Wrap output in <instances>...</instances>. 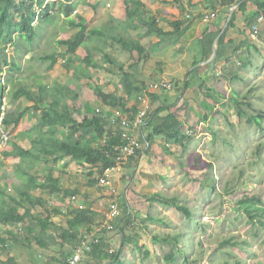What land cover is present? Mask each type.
Wrapping results in <instances>:
<instances>
[{
    "label": "crops",
    "instance_id": "1",
    "mask_svg": "<svg viewBox=\"0 0 264 264\" xmlns=\"http://www.w3.org/2000/svg\"><path fill=\"white\" fill-rule=\"evenodd\" d=\"M76 1H78L76 9L71 14L63 13L57 8L55 11H51L48 18H41L40 21H35L34 25L37 24V33L33 41L30 42L24 39L25 37H19V41L14 40L12 44L8 43L4 49L8 51L9 55L8 53L6 54L8 57L16 59L20 71H14L13 76L8 78H6V72L1 73L0 106L4 107L6 116H12L18 112H23V115L16 125L11 124L7 126V129L11 130H9L11 139L17 144H22V146H20L21 148H17L15 153L12 152L14 154H10L11 156H6L7 159H12H10L13 163L11 165V170L16 174L15 178L17 183L13 184L12 188H6L7 190L3 188L4 193L0 194V210L10 202L8 197H16L17 192L25 188L28 179L26 177L29 174L34 175L37 172V175L39 174L41 176L48 173V170L46 173L44 172L49 164L38 168V163L41 161L34 158L35 165L32 171H29V163L20 160L18 154L19 150L29 149L31 147L32 137L34 135L32 130L37 123V114L34 110L32 101L28 100L25 96H20L18 98L14 97L16 87L19 85H27L33 88L32 92H35L37 86L41 83L48 85V87H55L56 84H58L57 87H60V89L62 88L64 92L68 89L76 93V97L70 102L74 105L75 109H82V111H85L84 108L88 104L93 105L94 100L89 101L82 99V93L87 94L88 92L87 90L84 92L80 91L82 84H84L82 80L93 78V72H95L97 76H99V72H104L109 74L107 77H112L110 74H112L113 71L107 66L105 67L106 70L103 68L96 70L92 67H86L82 63L81 60L85 55L83 46L78 47L73 53H67L66 47L58 44V46L54 48V52L61 55H58L54 67L48 69L47 65L49 60L41 58L46 54H50L47 48L52 39L54 42L57 39H68L77 30L75 26L68 23L69 20L81 19L86 23L88 29L97 28L104 32L105 37L111 43L108 44L106 48L110 60L113 63L123 64L124 70L132 73L133 81L139 86L141 81H144L148 85V83L151 82L145 80L148 77L152 79L158 78V71L167 72L166 74L168 75L166 77L161 76L159 80H164L172 84L174 91L169 97L166 96L168 102H156V107H164L174 103L177 106H181L179 110L183 111L193 110L194 108L198 110L215 111L220 108L221 105H227V96L231 95L236 98L239 92H242L244 86H248L247 81L251 78V72L260 69L259 55H263L264 53L262 50L264 46V37L262 36L261 29V25H264V17L257 23V33L252 36V27H249V21L247 20L248 14L255 11V6L251 3V0H236V3L228 8L220 6V0ZM243 1H248L246 9L244 11L238 10L239 4ZM49 2L50 0H45V4ZM126 2L134 5L144 4L147 16H154L156 27L160 29V31L155 30L154 33L148 36L142 34L143 36L140 38V42L146 49L144 53L146 57L141 55L137 61L135 60L137 59L136 54L123 49L118 42L120 33L126 36H136V33L144 32L143 28H145L142 24L138 23L139 21H136V19L135 23L137 24V28L134 26L132 27L130 24H125ZM211 12H217L218 17L205 19L204 16ZM233 13H235V20L231 26H228V22ZM89 17L92 19L90 23L88 21ZM142 18L143 20H147L144 14ZM255 22L256 20L253 21L252 25ZM88 25H90V27ZM211 33L215 35L212 42L211 56L209 59L201 61L202 47L200 39L203 38L205 34L209 36ZM221 36L224 37L219 44L221 57L216 65H212L211 62L215 59L218 48L217 42ZM101 39V36L96 38L92 36L90 41L86 40V43L94 45L96 43H101ZM214 47L216 48L215 56H213ZM26 49H28L27 52L25 51ZM151 53L154 55V60ZM18 59H24L20 60L23 65L20 64ZM94 60L101 64L99 51L94 52ZM149 61H154L156 64L154 70H152V67H148ZM42 63L45 64L42 65ZM159 64L161 65L158 66ZM42 67L45 68L47 74L45 72H39L43 69ZM134 67H137L135 68V72L133 71ZM114 69L115 73L119 72L117 67ZM54 73L55 75H52ZM57 73H59V75H57ZM77 74H81L82 76H78ZM47 75H50L49 77L56 76V84H51L54 81L48 79ZM34 79L37 81L32 84ZM169 79H171V81ZM170 98L172 101H169ZM110 111L114 113L122 112L121 109L116 107L110 108ZM86 112L87 113L84 114L89 115L88 111ZM75 116H77V114ZM143 129L144 128L141 129V134L145 132V129L144 131ZM62 137L65 138L66 134H63ZM23 143H27V145H23ZM160 143L162 142L158 140L151 146V149L155 147V145L161 148ZM171 146L172 145L169 147ZM141 148L142 152L138 156L136 164L131 167L129 163L126 162L123 165L120 178L115 179L118 190L122 194V197L120 196L121 200L118 197L120 215L117 219V224L123 218L124 214L129 213L133 221L137 220L148 230L151 227L149 223L156 222L158 225L162 224L158 219L160 218L163 220V215H169L168 212L172 209L158 201L150 202L147 200V196L159 192L160 190L153 177V172L157 171L159 174L165 173V169L167 167L169 168V164L166 161V163L162 164L153 158V156H151L153 155V150L147 149V146ZM2 153L0 156H4V153ZM42 161L50 163L44 159ZM69 161V157H66L58 162V165H49L54 175L58 177L59 180L61 178L60 173L64 171L60 164H64L65 166V163ZM70 162L76 166L74 161L71 160ZM152 168H154L153 171ZM81 169V171H85V176L87 177L81 180L80 183H71L70 181V185H68L65 183L62 184L60 181L61 186L64 188H77L78 192L75 195H63L62 193L49 194L44 190L32 186L30 189L31 193L35 197H41L40 201L42 202V206L38 203L35 208H32L27 204L25 208L29 210V214H25L24 224L10 221L4 224L0 220V264H26L27 261L28 264H37V262L39 264H49L52 255L50 250L39 247L41 251L36 258L41 261L38 259L34 261L32 258L31 261H29L27 255L25 253L22 254L19 250H21L20 248H26L31 252V256H35V246L38 247V245L35 241L34 233L28 232L26 226L32 221V227L35 228V231H38L39 228L35 225L33 217L39 216L40 214H49L50 208H58L59 213L57 215H52V220L57 222L61 221L59 224L62 225L63 223L64 225L70 214V209L80 208L84 204H91L93 199L96 198L100 199V202L98 207H96L99 216L95 223L104 220L108 202L105 197L99 194L96 185L90 184V179L93 178V175H89V170L92 171L94 169H85L83 167H81ZM130 173L132 177L129 178L128 176ZM124 176L129 178L126 184H122ZM162 176L163 174L160 175L159 178L162 179ZM40 180L41 177H38L36 181L38 182ZM130 183H132L130 185L132 187H130L129 191L128 188ZM1 185L4 184L0 182V187H2ZM129 192L131 193L128 196ZM131 195L134 197L140 196L143 201L136 205L135 203L138 202L132 201L130 199ZM51 200H54L53 204ZM103 204L105 205L104 209H102ZM19 212L24 213L25 211L23 208H20ZM24 226L26 229H24ZM87 226L93 227V229L95 228L94 222H90ZM114 227L115 225L113 228ZM32 252H34V254H32ZM46 254H49L50 257L48 261L45 262L44 259L46 258ZM22 255H25V262H22Z\"/></svg>",
    "mask_w": 264,
    "mask_h": 264
},
{
    "label": "trees",
    "instance_id": "2",
    "mask_svg": "<svg viewBox=\"0 0 264 264\" xmlns=\"http://www.w3.org/2000/svg\"><path fill=\"white\" fill-rule=\"evenodd\" d=\"M78 1L76 0H50L45 4V0H0V76L2 72H6V78L13 76L14 71H20V67L16 59L6 56L4 49L8 43L12 44L14 40L19 41V37L33 41L34 36L37 33L35 21H40L41 18H48L51 11H55L57 8L61 12L71 14L76 9ZM236 3V0H220V6L228 8ZM251 3L255 6V11L250 12L247 16L249 21V27H252V23L258 16L264 17V0H251ZM248 1H243L239 4L238 10L244 11ZM38 10H36V9ZM144 4L134 5L126 2L125 5V24H130L132 27H136V21L142 24L145 28L144 32L136 33V36H126L119 34L118 42L121 47L130 53L136 54L137 59L141 55H144L145 48L140 42V38L144 34L150 35L156 31H160L156 27V21L154 16H147ZM143 14L146 15L147 20H143ZM80 19V18H79ZM235 20V13L232 14L228 26H231ZM69 24L77 28L76 32L68 39H57V44L66 47L67 53H73L78 47L83 46L85 55L81 60L86 67H92L96 70L101 68L106 70L108 63L113 64L119 69L117 76L121 80L122 90L118 93L104 92L100 85L89 86L92 88L96 101L93 103L95 106L107 107L108 112L99 111L92 115H86L82 109H75L74 105L70 102L76 93L66 89V93L60 87H48L46 84H39L35 92H32L31 88L27 85L15 86V98L25 96L28 100L33 102L34 110L36 112L37 123L32 130V142L29 149H20V160L27 161L29 163V171H32L34 167V158L37 160H46L52 164H57L66 157L74 161L77 166H81L89 170V175H93L90 179L91 185L98 183V175L100 176L106 167L115 164L116 156L118 154L117 146L123 144V138L121 137V129L119 127L112 128L109 126L110 117L114 116V112L109 109L116 107L122 110L123 114L136 113L137 106H129L130 100H137L138 96L144 91H147V84L141 81L140 86L136 84L132 79V73L124 70L123 64L113 63L110 60L109 54L106 50L107 45L111 44L105 37L104 32L100 29L93 28L88 29L84 21L69 20ZM137 28V27H136ZM125 29V28H124ZM205 34L200 39L202 47L201 61H205L210 58L212 52V42L214 33L209 36ZM101 36V43L91 44L86 43V40L90 41L91 37ZM221 36L218 40V48L216 51V57L211 62L212 65H216L221 57L219 44L223 40ZM103 40V42H102ZM26 52L28 49L25 50ZM99 51L101 56V64L94 60V52ZM204 51V53H203ZM58 53L52 52L42 56L41 59L49 60L47 65L48 69L54 67ZM41 57V56H40ZM39 57V58H40ZM144 57H146L144 55ZM195 71V70H194ZM171 81V79H169ZM68 87V85H67ZM171 88L172 84H171ZM161 94L147 91V94L151 102L165 103L168 102L165 96L166 89H162ZM236 109V115L239 118H245L247 124H255L260 130L263 129L262 119L264 113L259 112L257 114H250L242 105L245 104L242 100L237 98L230 99ZM48 103V104H46ZM250 106V103L247 102ZM226 105H221V108H225ZM181 109V106H177L174 103L166 105L164 107H155L151 109L147 118L146 124L143 127L145 132L139 134V141L141 147L147 146L150 149L153 144L158 140L162 142L163 150L170 154V145L186 149L194 135L190 132L189 125L184 124L183 120L175 113ZM85 111L91 110V105L88 104ZM193 109L192 111H197ZM110 111V112H109ZM218 111V110H217ZM1 112V109H0ZM164 113V114H163ZM197 113V112H196ZM77 114V116H75ZM23 112L15 113L12 116H4V124L16 125L19 119L22 117ZM207 113L203 114V119H207ZM119 122V118L117 119ZM64 128V129H62ZM143 129V131H144ZM66 134L63 138L62 135ZM138 148L134 156H131L127 163L133 167L138 159V156L142 152V148ZM6 153V152H5ZM48 173L44 177H41L40 181H36L38 176L36 174H29L26 178V186L24 189L18 192L16 197H8L9 203H7L0 210V220L4 224L10 222H20L24 224L25 214H29V210L25 208L28 204L32 208H35L39 203L41 197H35L31 193V187L34 186L37 189L46 191L49 194L62 193L63 195H75L78 191L77 188H64L60 184L58 177L54 175L51 167H47L45 172ZM30 173V172H27ZM205 180V178H203ZM132 183L129 184V186ZM214 184L212 183V187ZM132 187V186H130ZM102 195V194H101ZM120 199V198H119ZM121 200V199H120ZM123 200V199H122ZM148 201H158L166 206L172 207L178 212H182L186 219L190 218V209L187 204L180 203L177 198H168L162 196L159 192L153 193L147 196ZM100 199L94 198L91 204H84L82 207L73 208L69 210V216L67 217L65 224L60 225L57 221L52 220V215H57L58 208L54 207L49 210V214L33 217L35 225L39 230L35 231L33 228V222L28 223L26 228L28 232H33L37 245L45 250H50L53 254L50 257L49 264H65L69 258L73 256L75 248L81 246V260L78 264H125L123 256L124 246L131 245L134 248L140 250V246L137 242L138 234H132L131 229H127L128 224H133L132 216L129 213L124 214L123 218L115 225L114 228H103L100 232H96V227H88L90 222L98 220V207ZM122 202V201H121ZM125 202V200H124ZM260 202L261 199L255 195H247L244 199L239 200L241 204L240 209L248 216L249 221H253L256 217V213H253L251 208L254 207V203ZM125 204V203H124ZM23 208L24 213H20L19 209ZM158 219V218H156ZM105 220V219H104ZM162 224L169 226V222L158 219ZM262 223V222H261ZM24 226V229H26ZM119 233L121 236V245L116 251L111 250V238L109 236L110 231ZM129 231V232H128ZM42 232V233H41ZM179 233L178 231L165 232L160 235L155 233L152 235V242L159 243L161 245H169L168 251L164 255V261L167 264H176L178 257L181 260L186 258L187 252L183 255L178 254L179 250ZM232 237L224 239L219 246L233 244ZM28 243V241H27ZM145 254L148 251L145 250ZM185 255V256H184ZM187 262V261H186ZM10 263V261H9ZM221 264H229L228 260H225Z\"/></svg>",
    "mask_w": 264,
    "mask_h": 264
},
{
    "label": "rangeland",
    "instance_id": "3",
    "mask_svg": "<svg viewBox=\"0 0 264 264\" xmlns=\"http://www.w3.org/2000/svg\"><path fill=\"white\" fill-rule=\"evenodd\" d=\"M88 21L89 23L92 21L91 17ZM88 26L90 27V25ZM261 29L264 37L263 24ZM57 46V42L52 39L47 51L52 53ZM262 50L264 52V46ZM151 56L154 60V55ZM259 57L260 69L251 72V78L247 81L248 86H244L242 92H239L236 97L237 100L245 102L242 108L254 115L259 112L264 113V53L263 55L260 54ZM20 60L18 59L23 65ZM44 64L42 63V65ZM155 65L154 61L148 62V67H152V70L156 67ZM107 67L113 71L110 74L112 77H107L109 74L104 72H99V76H97L93 72V78L82 80L84 84H82L80 91H88H86L87 94L82 93V99L94 100L93 103L97 99L88 84L100 85L104 92L118 93L122 90L121 80L114 72L116 67L111 64H108ZM135 68L137 67H134V72ZM146 69L148 70L147 66ZM39 72L47 74L45 68ZM166 73L158 71V78L148 77L145 80L160 81L161 76L166 77L168 75ZM77 75L82 76L81 74ZM47 76L48 79L54 81L51 84H56V76ZM36 81L34 79L32 84ZM29 88L33 89L30 86ZM173 91V88L166 90L165 96L169 97ZM162 92L163 90L159 89L155 93L161 94ZM227 97L226 107H220L217 109L218 111L177 110L175 112L184 124L189 125L190 133L194 135L186 149L183 150L172 145L169 147L171 153L168 154L163 150L162 143H160L161 148L158 146L159 143L152 149L150 148L153 150V155H151L153 158L162 164L166 162L169 164L165 173L153 172V177L160 188L159 193L168 198L176 197L178 202L187 204L190 209V218L186 219L182 212L171 207L172 209L168 212L169 215H163L161 212L164 217L163 220L169 222V226L158 225L156 222L149 223L151 227L147 230L137 220L133 221V224L126 225L128 230L131 229L132 234H138L136 240L141 248L139 250L126 244L122 256L125 264H166L164 255L168 251L169 245L153 243L152 235L154 233L162 235L167 231L181 232L179 233L178 254L183 255L185 251L187 252L186 258L181 260L178 257L176 264H221L225 260H228L229 264H264V127L260 130L253 123L247 124L244 117H237L234 104L230 100L233 97L231 95ZM169 101L172 99L170 98ZM247 102L250 103V106L247 105ZM150 103L152 108L156 107V103L151 102V100ZM132 105L138 107V101L130 100L129 106ZM106 108L93 104L88 114H94L96 109L106 114L108 112ZM83 112L87 113L86 111ZM205 112L208 114L206 120L203 119ZM262 124L264 126V118ZM23 145H27V143H23ZM20 146L22 144H17L11 139L10 144L0 152V154L4 153H2L4 156H0V182L4 184L0 187V194L4 193L3 188L7 190L6 188H12L13 184L17 183L16 174L11 170L12 159H7L6 156L14 154ZM39 161L41 162L38 163V168L47 164L52 165V163ZM70 161L65 163V166L60 164L64 170L63 173H60L62 184L70 185V181L71 183H80L87 177L85 171H81V167L73 165ZM153 170L154 168H152ZM162 174L161 179L159 177ZM37 176L42 177L43 175L38 174ZM128 177H132L131 173ZM129 178L124 176L122 184H126ZM212 183L214 184L213 187ZM96 188L101 194L97 184ZM128 190L130 191V186ZM131 192L128 193V196ZM121 195L119 192L118 197L120 198ZM247 195L258 196L262 201V203H254V207L251 208L252 212L257 214L253 221H249L248 216L240 209L239 200L244 199ZM130 199L134 202L137 201L136 205L143 201L140 196L131 195ZM51 201L53 204L54 200ZM104 208L105 205L103 204L102 209ZM55 219L59 220L58 218ZM103 222L104 220L96 222L94 226L98 227ZM110 232V248L112 251H116L121 245V236L113 230ZM228 237H232L231 243L235 242L236 245L219 246ZM20 249L19 251L22 254L25 253L29 261L31 258L37 261L36 256L41 251L39 246H35V256H31V252L26 248ZM145 250L148 251V254H145ZM50 252L53 254L52 251ZM21 257H23L22 262H25V255ZM49 257V254H46L45 262L48 261ZM37 264L39 263L37 262Z\"/></svg>",
    "mask_w": 264,
    "mask_h": 264
},
{
    "label": "built area",
    "instance_id": "4",
    "mask_svg": "<svg viewBox=\"0 0 264 264\" xmlns=\"http://www.w3.org/2000/svg\"><path fill=\"white\" fill-rule=\"evenodd\" d=\"M217 12H211L204 16L205 19L217 18ZM263 19V16H258L256 22L252 25V36L257 33V23ZM7 54L8 51L4 50ZM147 91L156 92L159 89H171V84L167 81H151L148 83ZM144 91L137 98L138 108L136 113L132 112L123 114L122 112H116L114 116L110 117L109 126L112 128L119 127L121 129V137L123 138V144L116 147L118 154L116 156V162L105 168L104 172L98 175V187L103 197L108 202L107 210L105 213V220L102 224L96 227V232H100L103 228L111 229L117 224V219L120 215V208L118 205L119 190L116 184V178H120L122 174L123 165L128 162L131 156H134L137 149L141 147L139 141V134L141 129L145 126L149 113L151 112L152 106L150 98ZM0 152L3 151L11 140L9 130L4 124L5 109L0 106ZM99 109H96V113ZM106 115V114H105ZM119 118V122L117 119ZM143 134V133H142ZM81 246L75 248L73 256L69 258L65 264H78L81 260Z\"/></svg>",
    "mask_w": 264,
    "mask_h": 264
},
{
    "label": "water",
    "instance_id": "5",
    "mask_svg": "<svg viewBox=\"0 0 264 264\" xmlns=\"http://www.w3.org/2000/svg\"><path fill=\"white\" fill-rule=\"evenodd\" d=\"M215 50H216V48L214 47V54H213V56H215Z\"/></svg>",
    "mask_w": 264,
    "mask_h": 264
},
{
    "label": "clouds",
    "instance_id": "6",
    "mask_svg": "<svg viewBox=\"0 0 264 264\" xmlns=\"http://www.w3.org/2000/svg\"><path fill=\"white\" fill-rule=\"evenodd\" d=\"M7 127V126H6Z\"/></svg>",
    "mask_w": 264,
    "mask_h": 264
}]
</instances>
